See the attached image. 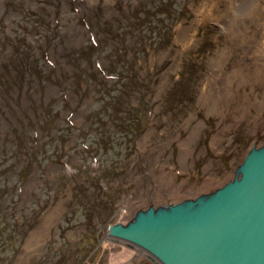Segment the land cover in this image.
<instances>
[{
	"label": "rangeland",
	"instance_id": "rangeland-1",
	"mask_svg": "<svg viewBox=\"0 0 264 264\" xmlns=\"http://www.w3.org/2000/svg\"><path fill=\"white\" fill-rule=\"evenodd\" d=\"M239 1L0 0V264H141L109 225L233 178L264 89L219 115L196 93L210 55L241 57L204 3Z\"/></svg>",
	"mask_w": 264,
	"mask_h": 264
},
{
	"label": "water",
	"instance_id": "water-1",
	"mask_svg": "<svg viewBox=\"0 0 264 264\" xmlns=\"http://www.w3.org/2000/svg\"><path fill=\"white\" fill-rule=\"evenodd\" d=\"M105 237L155 264H264V140L221 187L137 210Z\"/></svg>",
	"mask_w": 264,
	"mask_h": 264
},
{
	"label": "bare ground",
	"instance_id": "bare-ground-1",
	"mask_svg": "<svg viewBox=\"0 0 264 264\" xmlns=\"http://www.w3.org/2000/svg\"><path fill=\"white\" fill-rule=\"evenodd\" d=\"M239 4L240 10L238 11L236 8L230 7V3L224 9L218 8L216 4L212 6V4L204 3L208 12L205 11V15L211 13L223 36L229 40L232 46L241 49V57L232 63L230 69L225 68L229 60L226 51H215L214 55L209 53V72L204 75L203 79L198 80L196 93L198 102L202 105H206L211 100L217 102L218 107L210 106L208 108L211 113L216 115L222 112L219 108L220 103L234 102L235 91L238 92L240 88L250 87L252 91L256 85L257 88L264 89V6L259 3V0H240ZM213 10L215 11L213 12ZM232 13L235 14L234 17ZM261 98L264 102V95ZM255 99L253 92L248 94L246 90L244 91V97L241 99L243 105L237 107V110L241 109L240 114L235 116L237 122L246 118V113L253 108L255 103L258 104ZM262 102L259 101L260 105ZM197 128L199 129V124L190 133L189 138L193 137V133L198 132ZM187 140L189 141L191 138ZM218 142L219 135L217 133L212 138L211 146L213 147ZM180 149H183V144ZM162 172L166 173L163 170ZM126 200L124 199L120 205H126ZM141 254L146 257L144 253ZM146 259L150 264H155L147 257Z\"/></svg>",
	"mask_w": 264,
	"mask_h": 264
},
{
	"label": "flooded vegetation",
	"instance_id": "flooded-vegetation-1",
	"mask_svg": "<svg viewBox=\"0 0 264 264\" xmlns=\"http://www.w3.org/2000/svg\"><path fill=\"white\" fill-rule=\"evenodd\" d=\"M142 263L141 264H150L149 261L146 259L145 256L142 257Z\"/></svg>",
	"mask_w": 264,
	"mask_h": 264
}]
</instances>
